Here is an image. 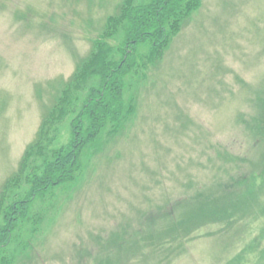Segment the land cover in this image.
<instances>
[{"label":"rangeland","instance_id":"obj_1","mask_svg":"<svg viewBox=\"0 0 264 264\" xmlns=\"http://www.w3.org/2000/svg\"><path fill=\"white\" fill-rule=\"evenodd\" d=\"M124 0H0V196ZM150 44L137 49V62ZM121 122L44 192L5 247L10 264H264V0H202L160 58L125 76ZM97 75L70 86L74 111ZM114 120V119H112ZM28 187L11 189L7 203Z\"/></svg>","mask_w":264,"mask_h":264},{"label":"trees","instance_id":"obj_2","mask_svg":"<svg viewBox=\"0 0 264 264\" xmlns=\"http://www.w3.org/2000/svg\"><path fill=\"white\" fill-rule=\"evenodd\" d=\"M202 0H124L114 24L121 26L123 39L118 47L120 57H108L105 42H97L95 49L77 67L55 105L44 117L39 135L27 148L20 169L5 186L0 196V264H10L4 257L5 247L11 241L19 223L30 215V206L44 192L76 179L82 150L97 140L108 122L115 129L121 122L125 104L123 90L125 76L139 71L160 58L193 11ZM150 44V54L137 62V49ZM97 75L98 87L90 88L76 116L71 120V139L65 146L52 148L56 139V126L74 111L70 86ZM114 119V120H112ZM26 184L24 198L7 203L11 189Z\"/></svg>","mask_w":264,"mask_h":264}]
</instances>
